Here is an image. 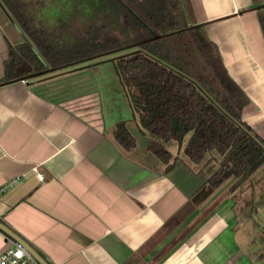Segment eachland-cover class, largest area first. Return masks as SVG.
Instances as JSON below:
<instances>
[{
    "label": "crops",
    "instance_id": "obj_1",
    "mask_svg": "<svg viewBox=\"0 0 264 264\" xmlns=\"http://www.w3.org/2000/svg\"><path fill=\"white\" fill-rule=\"evenodd\" d=\"M180 2L186 24L200 26L245 98L239 120L264 141V0ZM23 41L0 6L1 223L48 264H259L250 246L264 220L246 222L264 209V163L193 203L218 155L192 164L167 142L165 170L146 150L154 137L110 81L112 68L108 83H96L106 58L4 82L7 47ZM117 121L134 125L127 150L113 140ZM6 246L0 232V253Z\"/></svg>",
    "mask_w": 264,
    "mask_h": 264
},
{
    "label": "trees",
    "instance_id": "obj_2",
    "mask_svg": "<svg viewBox=\"0 0 264 264\" xmlns=\"http://www.w3.org/2000/svg\"><path fill=\"white\" fill-rule=\"evenodd\" d=\"M0 6L25 39L7 47L4 82L113 56L108 60L138 128L154 137L146 150L165 170L172 160L167 142L181 146L192 164L220 157L193 203L230 175L237 186L264 163V141L239 120L245 98L200 26L186 24L180 0H0ZM258 21L264 36V6ZM112 137L122 150L134 145L124 121L115 123Z\"/></svg>",
    "mask_w": 264,
    "mask_h": 264
},
{
    "label": "rangeland",
    "instance_id": "obj_3",
    "mask_svg": "<svg viewBox=\"0 0 264 264\" xmlns=\"http://www.w3.org/2000/svg\"><path fill=\"white\" fill-rule=\"evenodd\" d=\"M106 59H111L113 58V56H110V57H105ZM94 62V61H92ZM101 65H104V66H100V65H97V67L99 68L96 72H94V78L96 79V83L98 84L99 82V85H103L104 82H107L108 83V74H107V70L106 69H110L112 68V65L111 63H107V62H104V64H101ZM61 71V70H60ZM112 76H110V81L112 80V83H114L115 87H116V90H119L121 95L120 98L122 97V90H120V86L117 84L116 82V78L114 77V74L112 73L111 74ZM124 96V95H123ZM122 105H124V101L120 100ZM128 129L130 132L134 133L135 131V128H134V125L129 122L128 123ZM213 154V153H212ZM214 155L216 156V154L214 153ZM171 155H170V159H171ZM209 157V156H207ZM264 220V209H262V207L259 208V210L257 212L254 213L253 217L250 219V221L246 222V226L249 225H252V226H255L257 224H260V222H263ZM261 225V224H260ZM257 235L255 237V240H254V243H251V246H250V249H251V252L254 250H256V248L258 249L256 251V253H254L253 255V258L255 259L256 262H259V264H261V262L264 261V257L263 256H260L259 258H257V255H260L263 250H264V225H262V227L258 228L257 230ZM259 247V248H258Z\"/></svg>",
    "mask_w": 264,
    "mask_h": 264
},
{
    "label": "built area",
    "instance_id": "obj_4",
    "mask_svg": "<svg viewBox=\"0 0 264 264\" xmlns=\"http://www.w3.org/2000/svg\"><path fill=\"white\" fill-rule=\"evenodd\" d=\"M16 181L17 179H13L10 185ZM4 238L7 241V246L0 253V264H39L20 244L5 235Z\"/></svg>",
    "mask_w": 264,
    "mask_h": 264
},
{
    "label": "water",
    "instance_id": "obj_5",
    "mask_svg": "<svg viewBox=\"0 0 264 264\" xmlns=\"http://www.w3.org/2000/svg\"><path fill=\"white\" fill-rule=\"evenodd\" d=\"M264 4L259 5V7H263ZM52 71L51 69H44L39 72L32 73L25 78H21L19 80L31 79L34 77H39L45 73ZM0 232L5 236L9 237L14 242L20 244L26 251L30 253V255L39 263V264H48L37 252H35L25 241H23L20 237H18L15 233H13L9 228H7L3 223L0 222Z\"/></svg>",
    "mask_w": 264,
    "mask_h": 264
}]
</instances>
